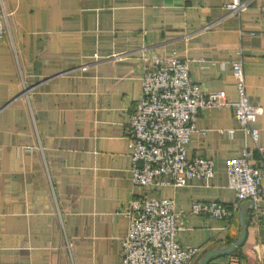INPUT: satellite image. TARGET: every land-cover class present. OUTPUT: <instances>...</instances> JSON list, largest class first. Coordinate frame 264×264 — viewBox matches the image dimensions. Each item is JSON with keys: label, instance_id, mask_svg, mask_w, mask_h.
Here are the masks:
<instances>
[{"label": "crops", "instance_id": "0c3cea01", "mask_svg": "<svg viewBox=\"0 0 264 264\" xmlns=\"http://www.w3.org/2000/svg\"><path fill=\"white\" fill-rule=\"evenodd\" d=\"M228 1L0 0L9 36L0 41V264H122L124 209L144 194L175 200L178 240L200 255L238 238L248 201L237 202L227 162L252 147L257 163L260 152L233 106L200 111L196 124L206 133L194 134L187 157L214 159L216 173L182 187H135L128 134L144 57L187 60L194 81L229 101L238 98L233 62L242 60L247 92L263 106L256 126L264 147V0L239 14ZM213 200L234 215L191 212L195 201ZM245 219L236 252L207 264H233L234 256V264H264V201Z\"/></svg>", "mask_w": 264, "mask_h": 264}, {"label": "built area", "instance_id": "2783aa9c", "mask_svg": "<svg viewBox=\"0 0 264 264\" xmlns=\"http://www.w3.org/2000/svg\"><path fill=\"white\" fill-rule=\"evenodd\" d=\"M251 0H229L225 7L239 14ZM8 13L0 3V41L8 38ZM97 59L108 57L94 55ZM238 98L229 101L222 90L205 91L194 81L187 60L177 57H144L142 91L131 111L128 134L133 142L131 175L135 187L150 185L185 186L192 178H211L216 173L214 159L187 157L194 134L206 133L197 127L202 110L231 105L240 128L255 142L260 152L254 160V149L246 147L242 154L227 162L228 185L235 190L237 202L264 201V147L260 146V130L256 126L263 106L254 103L248 92L242 60L233 62ZM30 88L23 94L29 100ZM230 133L234 130L229 129ZM124 212L129 220L128 233L122 240V264H194L200 256L198 247H186L178 240L183 215L176 210L172 198L150 194L132 197ZM191 212L210 218L231 217L232 208L213 200L195 201ZM70 255L72 243L66 238ZM234 256L230 263H236Z\"/></svg>", "mask_w": 264, "mask_h": 264}, {"label": "water", "instance_id": "95a60500", "mask_svg": "<svg viewBox=\"0 0 264 264\" xmlns=\"http://www.w3.org/2000/svg\"><path fill=\"white\" fill-rule=\"evenodd\" d=\"M260 204L261 202L254 201V200H250L247 203H245L240 212V217H239L240 218V234L238 238L224 249H213L209 252H206L204 256L200 255L199 264H207L210 258H212L215 254H218V255L227 254L237 249L239 246H241V244L244 242L246 238L247 230H248L247 222L245 219V211L249 206H258Z\"/></svg>", "mask_w": 264, "mask_h": 264}, {"label": "trees", "instance_id": "16d2710c", "mask_svg": "<svg viewBox=\"0 0 264 264\" xmlns=\"http://www.w3.org/2000/svg\"><path fill=\"white\" fill-rule=\"evenodd\" d=\"M226 206H227V205H226ZM227 207L229 208L230 206H227ZM230 208H231V207H230ZM233 215H234V214H233ZM233 215H232V216H233ZM230 243H232V240H230ZM238 248H239V247H238ZM236 250H237V249H235V251H234V250H233V251L236 252ZM228 255H229V253H227V254H222V255H220V258H226Z\"/></svg>", "mask_w": 264, "mask_h": 264}]
</instances>
